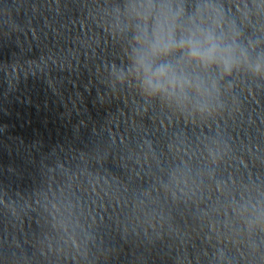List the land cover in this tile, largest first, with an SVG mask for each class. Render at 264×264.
I'll return each mask as SVG.
<instances>
[{"label":"clouds","instance_id":"9594fccd","mask_svg":"<svg viewBox=\"0 0 264 264\" xmlns=\"http://www.w3.org/2000/svg\"><path fill=\"white\" fill-rule=\"evenodd\" d=\"M130 7L143 23L137 25L135 40L140 48L133 50L129 72L138 79L146 95L180 99L190 88L202 91L203 82L189 76L184 70L186 63H197L205 68L216 66L226 75L243 67L255 76H264V53L253 58L250 49L255 45H241L235 37L221 34L218 20L203 23L193 17L178 35L181 12L162 4L152 16L153 0H135ZM149 17L150 25L146 23ZM176 53H180L181 58L173 63L169 58Z\"/></svg>","mask_w":264,"mask_h":264}]
</instances>
